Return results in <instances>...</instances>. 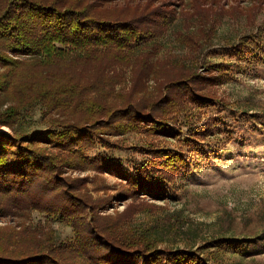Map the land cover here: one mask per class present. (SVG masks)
<instances>
[{
  "label": "rangeland",
  "instance_id": "374dc122",
  "mask_svg": "<svg viewBox=\"0 0 264 264\" xmlns=\"http://www.w3.org/2000/svg\"><path fill=\"white\" fill-rule=\"evenodd\" d=\"M75 1L106 21L157 14L151 17V37L129 49L130 63L111 70L118 83L114 95L158 98L165 86L170 89L181 82L175 73L182 71L195 72L194 77L205 88L198 93L207 95V100L204 105L188 104L186 96L172 108L170 116L180 113L178 119L189 121L194 128L184 123L188 129L183 125L177 139H159L143 132L106 135L109 146L103 147L96 140L94 146L86 148L90 157L115 158L125 170L132 161L147 158L138 151L140 143L147 140L183 152L191 167L176 181L167 200H152L146 194L138 201L124 200L119 192L125 182L114 173L63 169L58 181L66 183L68 189L103 199L100 215L112 222L119 223L125 210L134 209V216L120 219V231L139 234L151 230L159 249H204L202 255L219 252L217 264H264V0ZM171 81L177 82L169 85ZM9 100L0 94V113L7 109ZM43 114L39 108L33 110L32 119L25 121L28 129L44 131L50 119L57 117ZM0 131L12 135L8 127ZM37 174L42 181L36 187L30 188L29 183L25 187L32 206L48 203L71 214L74 206L57 199L60 196L52 203L45 199L43 188L52 183L46 173ZM15 214L0 216V242L9 250L16 249L12 246L16 241H26L19 244L22 246L34 241L28 235L13 237L15 230L27 234L23 231L27 227L41 232L42 242L49 235L62 244H78L72 224L42 209ZM83 218L89 220V214ZM88 241L85 239L84 245ZM219 241L221 250L213 248ZM121 253L116 249L109 257L115 260ZM77 263H88V256L82 254Z\"/></svg>",
  "mask_w": 264,
  "mask_h": 264
},
{
  "label": "trees",
  "instance_id": "16d2710c",
  "mask_svg": "<svg viewBox=\"0 0 264 264\" xmlns=\"http://www.w3.org/2000/svg\"><path fill=\"white\" fill-rule=\"evenodd\" d=\"M156 15L106 21L75 0H0V94L10 99L0 113V128L12 131V135L0 131V216L42 209L72 224L78 239L77 246L59 243L49 235L42 242L39 231L27 227L24 234L15 230L13 237L28 235L34 241L25 246L19 244L26 241H16L13 250L0 242V264H79L82 254L88 256L86 264L219 262V252L202 255L204 249H159L151 230L122 234L120 219L134 216V209L125 210L119 223L112 222L100 215L103 199L68 189L58 181L63 169L114 173L125 182L119 192L124 200L138 201L146 194L152 200L165 201L176 181L189 171L191 163L183 152L156 141L140 143L138 151L148 156L132 161L129 170L115 158L90 157L86 151L96 140L105 147L110 145L107 136L128 133L177 139L189 121H180V113L170 116L172 108L186 96L188 104H206L207 95L198 93L205 91L203 82L194 77L195 72L175 73L181 82L170 89L165 86L155 99L139 100L132 93L114 95L118 83L111 70L130 63L129 49L151 37V17ZM181 95L179 101L175 99ZM37 108L46 116L57 117L50 119L49 128L34 133L25 121L32 119L30 113ZM38 171L46 173L52 183L43 188L45 199L52 203L60 196L57 199L74 206L71 214L48 203L32 206L25 187L28 183L30 188L36 187L42 181ZM85 214L89 220L83 218ZM221 244L219 241L213 248L221 250ZM116 249L122 253L113 260L109 253Z\"/></svg>",
  "mask_w": 264,
  "mask_h": 264
}]
</instances>
